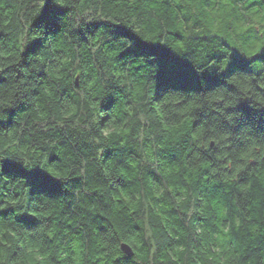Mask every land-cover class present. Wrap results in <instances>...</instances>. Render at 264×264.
<instances>
[{
  "label": "trees",
  "instance_id": "trees-1",
  "mask_svg": "<svg viewBox=\"0 0 264 264\" xmlns=\"http://www.w3.org/2000/svg\"><path fill=\"white\" fill-rule=\"evenodd\" d=\"M0 264H264V0H0Z\"/></svg>",
  "mask_w": 264,
  "mask_h": 264
},
{
  "label": "water",
  "instance_id": "water-1",
  "mask_svg": "<svg viewBox=\"0 0 264 264\" xmlns=\"http://www.w3.org/2000/svg\"><path fill=\"white\" fill-rule=\"evenodd\" d=\"M120 248L126 255H128V256H132L133 255V249L128 243L122 241L120 243Z\"/></svg>",
  "mask_w": 264,
  "mask_h": 264
}]
</instances>
